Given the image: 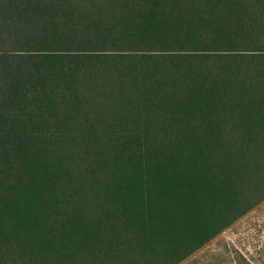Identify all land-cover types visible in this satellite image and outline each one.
Instances as JSON below:
<instances>
[{"label":"trees","instance_id":"trees-1","mask_svg":"<svg viewBox=\"0 0 264 264\" xmlns=\"http://www.w3.org/2000/svg\"><path fill=\"white\" fill-rule=\"evenodd\" d=\"M264 199V0H0V264H176Z\"/></svg>","mask_w":264,"mask_h":264},{"label":"rangeland","instance_id":"rangeland-1","mask_svg":"<svg viewBox=\"0 0 264 264\" xmlns=\"http://www.w3.org/2000/svg\"><path fill=\"white\" fill-rule=\"evenodd\" d=\"M176 264H264V199Z\"/></svg>","mask_w":264,"mask_h":264}]
</instances>
